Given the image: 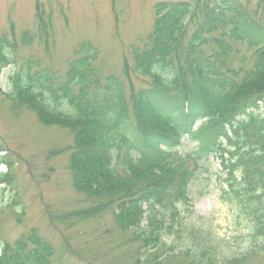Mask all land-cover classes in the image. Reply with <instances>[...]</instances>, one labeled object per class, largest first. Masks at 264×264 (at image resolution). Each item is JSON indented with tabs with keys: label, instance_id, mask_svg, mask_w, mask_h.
<instances>
[{
	"label": "trees",
	"instance_id": "trees-1",
	"mask_svg": "<svg viewBox=\"0 0 264 264\" xmlns=\"http://www.w3.org/2000/svg\"><path fill=\"white\" fill-rule=\"evenodd\" d=\"M259 4L263 9L264 0ZM154 14L152 31L131 52L135 75L150 81L146 88L134 90L127 60V84L101 77L93 66L99 51L89 42L78 44L65 70L28 69L6 93L14 114L29 110L42 126L70 132L72 187L99 201L49 215L51 224L71 228L110 208L114 227L103 234L139 244L124 254L130 264L142 256L145 264H174V255L160 260L165 237L185 228L178 206L192 207L189 188L216 156L228 187L221 198L248 220L251 246L218 259L189 244L183 255L189 264H249L264 254V24L239 0L164 2ZM37 19L47 32L46 20ZM5 50L2 36L0 64L9 65ZM184 140L195 143L192 152L179 153ZM6 152L0 145V164H8ZM55 255L34 227L0 246V264H76Z\"/></svg>",
	"mask_w": 264,
	"mask_h": 264
},
{
	"label": "rangeland",
	"instance_id": "rangeland-1",
	"mask_svg": "<svg viewBox=\"0 0 264 264\" xmlns=\"http://www.w3.org/2000/svg\"><path fill=\"white\" fill-rule=\"evenodd\" d=\"M175 1L191 0H0V38L6 36L4 53L11 61L0 64V145L7 150L6 162L10 164H0V246L13 244L34 227L56 249L57 261L82 264L96 258L104 264L132 262L124 254L137 249L138 243L124 245L123 238L103 234L114 227L110 208L71 228L52 226L49 215L84 209L99 201L77 194L72 187L67 151L73 142L70 132L42 126L29 110L14 114L6 93L13 91L14 79L28 69L30 73L46 68L65 70L78 44L89 42L99 51L93 62L95 71L127 84L124 62L134 70L132 47L152 31L155 5ZM239 1L264 24L260 0ZM39 15L49 24L47 32L40 28ZM135 74L134 70V90L146 88L148 78ZM183 145L179 153L192 152L196 146L187 140ZM60 150L65 151L52 155ZM204 166L206 171L189 188L192 207L178 206V219L185 228L166 235L160 260L174 255V264H189L183 255L189 244L210 248L218 259L239 257L251 246L248 220L234 204L221 198L228 187L219 159L215 156ZM21 210L23 222L19 225L16 217ZM103 253L107 256L101 258ZM139 264H145V257ZM249 264H264V254Z\"/></svg>",
	"mask_w": 264,
	"mask_h": 264
}]
</instances>
